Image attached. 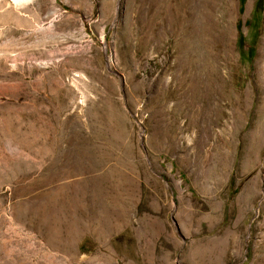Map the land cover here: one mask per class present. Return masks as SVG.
<instances>
[{"label":"rangeland","instance_id":"rangeland-1","mask_svg":"<svg viewBox=\"0 0 264 264\" xmlns=\"http://www.w3.org/2000/svg\"><path fill=\"white\" fill-rule=\"evenodd\" d=\"M263 33L264 0H0V264H264Z\"/></svg>","mask_w":264,"mask_h":264},{"label":"bare ground","instance_id":"bare-ground-1","mask_svg":"<svg viewBox=\"0 0 264 264\" xmlns=\"http://www.w3.org/2000/svg\"><path fill=\"white\" fill-rule=\"evenodd\" d=\"M16 2L17 1H21V0H15ZM251 1V0H250ZM262 45H263V47H264V33H263V35H262ZM262 47V46H261ZM261 50H263V49H261ZM260 55H261V53H260ZM264 55V54H263ZM262 56V55H261ZM263 57V56H262Z\"/></svg>","mask_w":264,"mask_h":264}]
</instances>
